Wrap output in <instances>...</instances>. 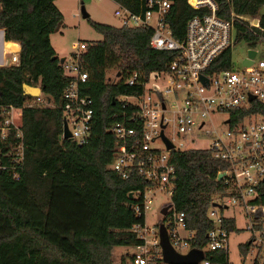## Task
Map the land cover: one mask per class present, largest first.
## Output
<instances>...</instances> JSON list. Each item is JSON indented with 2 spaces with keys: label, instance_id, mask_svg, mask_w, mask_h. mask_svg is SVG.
<instances>
[{
  "label": "trees",
  "instance_id": "16d2710c",
  "mask_svg": "<svg viewBox=\"0 0 264 264\" xmlns=\"http://www.w3.org/2000/svg\"><path fill=\"white\" fill-rule=\"evenodd\" d=\"M54 1L0 0L4 41L18 47V65L0 67V108L20 110V138L13 130L0 138V264H112L113 247L139 243L129 230L142 219L134 216V200L127 194L149 186L134 171L123 180L110 169L115 137L109 128L123 122L134 127L126 118L114 116L121 113L114 99L140 92L139 87L123 83L130 73L138 72L144 80L151 72L164 71L171 55L149 48L146 28L89 22L101 40L84 43L77 57L70 54L87 74L78 91L91 99L93 110L88 143L77 146L61 137L60 95L70 79L63 75V65L49 43L62 20ZM112 1L132 13L145 10V0ZM165 1L170 2L166 20L175 39L182 37L187 20L208 13L205 7H190L186 0ZM212 1L216 17L231 23L234 42L245 43L250 51L264 44V14H260L264 0ZM231 14L256 19L257 25ZM229 49L219 57L224 65L230 62ZM109 70L120 81L110 83L105 76ZM22 84L41 87L54 107H25L30 97L22 94ZM129 112L127 107L126 116ZM249 113L264 117V106L255 101L247 108L230 110L229 118L238 121ZM171 154L175 171L171 202L183 214L186 228L194 232L193 247L202 248L213 227L206 217L209 202L226 191L216 181V173L227 163L205 150ZM255 194L254 203L264 205V179ZM221 228L234 231L233 219H223ZM240 249L244 252L245 246Z\"/></svg>",
  "mask_w": 264,
  "mask_h": 264
},
{
  "label": "built area",
  "instance_id": "2783aa9c",
  "mask_svg": "<svg viewBox=\"0 0 264 264\" xmlns=\"http://www.w3.org/2000/svg\"><path fill=\"white\" fill-rule=\"evenodd\" d=\"M186 3L194 9L205 7L208 13L187 20L180 39L173 38L166 20L170 2L145 0V10L139 13L114 3L113 16L118 27L150 30L149 48L171 55L164 71L151 72L144 80L140 73H130L123 83L128 87H139L140 92L114 99L121 110L114 116L126 118L134 123V127H127L123 122L109 128L115 137L110 169L123 180L134 171L149 183L143 190L130 192L134 216L142 221L134 223L129 230L139 243L133 245L134 252L128 258L130 264H165L158 244V227L162 225L175 254L184 256L195 249L202 255L196 264H232L227 258L228 233L221 228V221L226 219L222 211L238 206L249 234L248 240L237 247L238 264H264V205L254 203L255 189L264 179V117L249 113L238 121L229 118L230 110L247 108L255 101L264 106V60L255 62L254 56H246L243 60L250 64L244 66L241 63L239 68H232L230 62L221 63L220 55L230 48L231 23L216 17L212 0H186ZM233 17L250 26L257 25L256 19ZM6 48H15L17 52L8 53ZM71 48L70 54L77 57L83 51L84 43L72 42ZM70 54L61 63L63 75L70 79L60 95L61 110L69 141L82 146L88 143L92 101L88 96L79 95L78 84L86 81L87 74L79 70ZM17 65V44L5 42L0 29V67ZM108 81L117 83L120 77L113 75ZM24 106L54 107L41 91L26 100ZM127 107H130L128 116ZM14 110L17 109L9 106L0 108V138L9 130L15 131L16 137L20 138V132L12 122ZM212 116L220 117V122L227 127L225 132L218 134L216 130L203 129L206 124L212 126ZM194 130L202 131L195 135L198 138L210 136L207 147L193 148L174 142V136L185 142ZM162 138L171 148H166ZM154 144L156 146L152 147ZM17 149L16 161L20 162V144ZM187 150H205L213 159L227 163L223 171L216 173V177L221 174L216 181L226 191L214 195L209 202L206 217L213 227L205 234L202 248L193 247L194 232L186 228L183 214L175 211L171 202L175 181L171 153ZM155 193H162L167 200L159 206L154 226L147 228L144 216L151 209L150 197ZM162 209H165L164 215L160 213ZM242 246H245L244 252L240 249ZM216 253L221 256L214 255Z\"/></svg>",
  "mask_w": 264,
  "mask_h": 264
},
{
  "label": "rangeland",
  "instance_id": "374dc122",
  "mask_svg": "<svg viewBox=\"0 0 264 264\" xmlns=\"http://www.w3.org/2000/svg\"><path fill=\"white\" fill-rule=\"evenodd\" d=\"M55 7L61 14L62 20L58 30L49 36V43L58 59L67 58L72 51L71 43H96L101 40V37L95 33L89 22H94L102 25H109L117 27V19L113 16L115 4L110 0H55ZM84 9L87 18L83 19L80 15V7ZM260 14H264V8L260 10ZM249 47L243 42H234V32H232V39L230 44V65L232 68H239L243 59L247 56ZM254 61L264 60V44L258 45L254 49ZM8 53L17 50L15 48H6ZM105 76L110 79L113 76V71L105 72ZM12 122L14 127L19 130L20 128V111L14 110L12 113ZM208 120L206 121V123ZM211 125L206 124L203 129L216 130L218 134L225 132L227 127L220 122L219 116L211 117ZM202 129V130H203ZM202 131L194 130L192 137L185 142L178 136H174V142H182L184 146L193 148H203L210 144V136L199 138L195 135ZM166 136H169L168 130H165ZM152 147L156 146L151 145ZM152 205L150 211L146 212L144 216L145 225L147 228L154 226L158 219L159 206L167 200V197L162 193H155L150 197ZM222 216L231 218L234 221V231L228 233L227 243L228 251L227 258L232 264H238L237 247L239 244L245 243L249 234L245 230L247 224L242 215L241 207L230 206L227 210L222 211ZM134 252L131 245L116 246L111 249V262L112 264H130L128 256Z\"/></svg>",
  "mask_w": 264,
  "mask_h": 264
},
{
  "label": "water",
  "instance_id": "95a60500",
  "mask_svg": "<svg viewBox=\"0 0 264 264\" xmlns=\"http://www.w3.org/2000/svg\"><path fill=\"white\" fill-rule=\"evenodd\" d=\"M80 15L83 19L87 18V14L85 13L82 6L80 7ZM254 54H255L254 51L249 50L247 52V57L253 58ZM62 61H63V59H59V63H62ZM242 64L244 66H248L250 64V62L247 60H243ZM117 76H118V74H117ZM21 90H22V94L24 96L36 97L37 95H39V93L41 91V87L29 86L27 84H22ZM62 138L68 139V140L70 139L65 122L62 123ZM162 139L165 142L166 148L167 149L171 148V145L169 144V142H167L164 138H162ZM220 177H221V174L217 175V177H216L217 180H219ZM127 198L128 199L131 198V193L127 194ZM164 212H165V209H162L160 211L161 215H164ZM158 244H159V247L161 250L162 261L165 264H196L202 257L200 251L195 250V249L190 250L188 252V254H186L184 256H179V255L175 254L171 250V248L168 244L167 237H166V234H165V231H164L162 225H159V227H158Z\"/></svg>",
  "mask_w": 264,
  "mask_h": 264
}]
</instances>
